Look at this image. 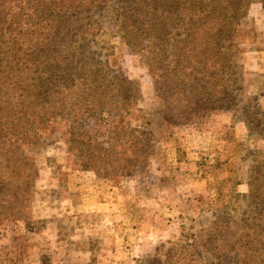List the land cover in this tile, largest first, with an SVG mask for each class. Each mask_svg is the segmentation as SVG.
<instances>
[{"label":"rangeland","instance_id":"1","mask_svg":"<svg viewBox=\"0 0 264 264\" xmlns=\"http://www.w3.org/2000/svg\"><path fill=\"white\" fill-rule=\"evenodd\" d=\"M0 264H264V0H0Z\"/></svg>","mask_w":264,"mask_h":264},{"label":"trees","instance_id":"2","mask_svg":"<svg viewBox=\"0 0 264 264\" xmlns=\"http://www.w3.org/2000/svg\"><path fill=\"white\" fill-rule=\"evenodd\" d=\"M83 70L86 72L85 75L87 76V77L85 76V78L83 76V78L80 79V80L84 81L83 84L85 83V84H92V85L94 84V85H96V83H98L99 80H97L96 78H90V76H93L94 74H90L89 71H86V69H84V68H83ZM72 77H74V76H72Z\"/></svg>","mask_w":264,"mask_h":264}]
</instances>
